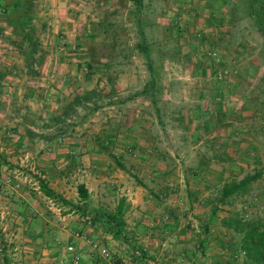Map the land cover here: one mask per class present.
<instances>
[{"label": "rangeland", "instance_id": "374dc122", "mask_svg": "<svg viewBox=\"0 0 264 264\" xmlns=\"http://www.w3.org/2000/svg\"><path fill=\"white\" fill-rule=\"evenodd\" d=\"M230 217L264 218V0H0V264H251Z\"/></svg>", "mask_w": 264, "mask_h": 264}, {"label": "trees", "instance_id": "16d2710c", "mask_svg": "<svg viewBox=\"0 0 264 264\" xmlns=\"http://www.w3.org/2000/svg\"><path fill=\"white\" fill-rule=\"evenodd\" d=\"M260 177V174L248 175L238 182H231L224 185L221 189V198L231 196L242 189H246L249 184ZM40 190L46 196H53L52 190L47 186L42 179L38 180ZM81 200L85 201L88 198V191L83 184L77 188ZM115 228V235L121 238L124 242H129L122 229L124 222L119 220L117 216L106 215ZM224 226L232 228L234 231L241 234L240 249L243 252L247 262L251 264H264V218L252 220L226 218L223 220Z\"/></svg>", "mask_w": 264, "mask_h": 264}, {"label": "crops", "instance_id": "0c3cea01", "mask_svg": "<svg viewBox=\"0 0 264 264\" xmlns=\"http://www.w3.org/2000/svg\"><path fill=\"white\" fill-rule=\"evenodd\" d=\"M58 10H59V9H58ZM58 10H57L56 12H58ZM46 15L48 16L47 18H50V17H53V16H54V15H52L51 13H46ZM55 16H56V17L58 16L57 18H60V19H62V18L64 17V16H60L59 14H56ZM53 18H54V17H53ZM57 18H56V19H57ZM64 18H65V17H64ZM66 18H67V17H66Z\"/></svg>", "mask_w": 264, "mask_h": 264}, {"label": "built area", "instance_id": "2783aa9c", "mask_svg": "<svg viewBox=\"0 0 264 264\" xmlns=\"http://www.w3.org/2000/svg\"><path fill=\"white\" fill-rule=\"evenodd\" d=\"M100 255H101L102 257H106V256H108V253H107L106 249H101V250H100Z\"/></svg>", "mask_w": 264, "mask_h": 264}]
</instances>
